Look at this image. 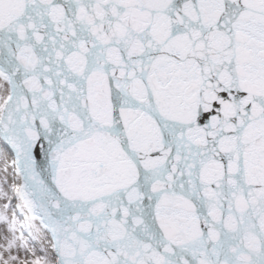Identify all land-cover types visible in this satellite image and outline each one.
Listing matches in <instances>:
<instances>
[{"label":"snow or ice","instance_id":"obj_1","mask_svg":"<svg viewBox=\"0 0 264 264\" xmlns=\"http://www.w3.org/2000/svg\"><path fill=\"white\" fill-rule=\"evenodd\" d=\"M0 264H264V0H0Z\"/></svg>","mask_w":264,"mask_h":264}]
</instances>
